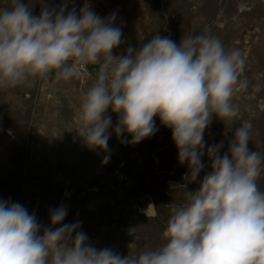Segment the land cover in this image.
<instances>
[{
  "label": "clouds",
  "instance_id": "9594fccd",
  "mask_svg": "<svg viewBox=\"0 0 264 264\" xmlns=\"http://www.w3.org/2000/svg\"><path fill=\"white\" fill-rule=\"evenodd\" d=\"M37 2L42 7L34 15ZM66 9L67 0L58 7L45 0H9L0 7V90L50 73L69 82L87 65H98L79 105L75 131L85 146L104 153L106 164L112 134L122 144L139 143L158 131V117L171 129L178 161L187 162L184 185L198 186L170 206L162 244L123 257L92 244L80 221L62 223L65 205L50 209L44 226L20 202L0 199V264H264V190L258 183L264 151L249 149L253 125L241 122L223 154L224 140L204 139L213 115L224 124L238 117L233 96L247 88L242 52L226 49L205 30L182 35L179 44L158 33L143 43L142 35L139 46L114 55L124 43L117 13L101 18L89 0L79 11ZM148 206L155 214V204Z\"/></svg>",
  "mask_w": 264,
  "mask_h": 264
},
{
  "label": "rangeland",
  "instance_id": "374dc122",
  "mask_svg": "<svg viewBox=\"0 0 264 264\" xmlns=\"http://www.w3.org/2000/svg\"><path fill=\"white\" fill-rule=\"evenodd\" d=\"M61 2L45 0L53 7ZM67 2L66 11L72 7L79 11L85 0ZM89 2L101 18L117 13L115 23L122 28L124 43L114 55L123 54L129 45L139 46L142 35L143 43L158 33L179 44L182 35L205 30L218 36L226 49H239L246 61L241 79L247 80V88L233 96L238 117L224 124L213 115L204 139L207 144L224 140L223 154L235 128L248 121L254 129L249 149L264 151L258 143L264 141V0ZM8 3L0 0V7ZM41 7L37 2L33 14L38 15ZM97 71L98 65L90 64L79 79L69 82L50 73L0 90V199L20 202L44 226L50 223V209L65 205L68 213L62 223L80 221V230L97 248L112 247L122 257L134 256L164 242L170 206L183 202L187 190H194L198 182L184 185L187 162L178 161L171 129L158 117H154L158 131L139 143L122 144L112 134L106 164L104 153L85 146L75 130L81 98ZM112 120L115 124V114ZM203 160L210 163L206 155ZM258 183L264 190V172ZM149 203L155 204V214Z\"/></svg>",
  "mask_w": 264,
  "mask_h": 264
}]
</instances>
